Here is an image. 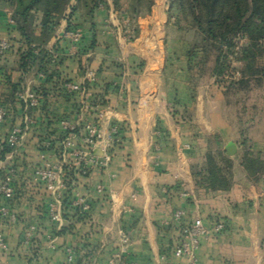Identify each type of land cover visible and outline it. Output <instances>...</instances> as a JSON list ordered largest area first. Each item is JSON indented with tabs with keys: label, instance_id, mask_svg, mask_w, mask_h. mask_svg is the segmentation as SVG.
I'll list each match as a JSON object with an SVG mask.
<instances>
[{
	"label": "crops",
	"instance_id": "1",
	"mask_svg": "<svg viewBox=\"0 0 264 264\" xmlns=\"http://www.w3.org/2000/svg\"><path fill=\"white\" fill-rule=\"evenodd\" d=\"M107 3L96 11L94 26L81 13L73 16L83 29L76 48L65 35L68 17L61 19L49 43L59 53L53 64L58 75L23 69L17 30L14 48L0 54V106L9 110L0 122V179L11 166L19 173L17 195L8 199L0 192V207H10V214L0 212V230L9 244L0 264H60L69 248L76 264H116L118 253L139 264H189L175 245L196 218L208 226L218 220L226 224L202 239L197 264H264V172L252 176L243 165L241 131L247 128L248 147L264 154V76H255L248 91L227 93L226 82L213 74L214 60H197L202 51L192 49L196 31L180 28L176 16L170 17L169 0L129 13L135 34L130 41L112 32L120 20L113 0ZM130 4L123 0L128 12ZM7 33L0 23V37ZM258 63L264 66V54ZM90 72L98 82H89ZM65 79L84 84L90 94L65 91ZM36 86L47 92L39 106L27 108L16 90ZM100 101L108 108L100 126L108 130L120 122L122 142L109 165L84 174L62 148L66 131L60 119L94 121L96 111L85 104ZM31 115L36 122L29 124ZM14 125L29 127L11 151L6 139ZM45 140L51 145H41ZM211 140L233 158L229 190L208 191L195 183L193 173L205 165ZM43 151L65 161L71 180L60 202V225L50 217L56 197L34 179ZM77 194L90 200L89 210L75 204ZM179 209L186 215L176 219ZM32 224L37 230L26 243Z\"/></svg>",
	"mask_w": 264,
	"mask_h": 264
},
{
	"label": "trees",
	"instance_id": "2",
	"mask_svg": "<svg viewBox=\"0 0 264 264\" xmlns=\"http://www.w3.org/2000/svg\"><path fill=\"white\" fill-rule=\"evenodd\" d=\"M153 3L131 0L129 13L136 14L137 7L141 13L150 11ZM102 5H108L107 0H0V23L20 32L23 69L35 67L51 78L59 72L53 67L57 62L53 61L49 43L61 19L68 17L70 29L79 26L72 18L81 13L94 26L95 13ZM113 5L116 10L122 9L123 0H113ZM5 8L13 10L14 26H9ZM169 15L176 16L180 28L196 31L192 49L202 51L197 60H214L213 74L226 82L227 93L248 91L255 76H264V66L258 63L264 54V0H169ZM236 38L245 41L240 44ZM234 70L240 71L239 77L233 76ZM33 89L43 95L47 92L41 86ZM241 131L245 146L242 163L250 175L257 176L264 172V154L251 150L248 129L243 127ZM193 176L198 188L229 190L235 180L233 158L211 140L206 163Z\"/></svg>",
	"mask_w": 264,
	"mask_h": 264
},
{
	"label": "built area",
	"instance_id": "3",
	"mask_svg": "<svg viewBox=\"0 0 264 264\" xmlns=\"http://www.w3.org/2000/svg\"><path fill=\"white\" fill-rule=\"evenodd\" d=\"M104 6V5H102ZM7 15V21L9 26H14L16 21L13 17V10L11 8H5ZM115 14L118 15L120 23L118 24V30L113 26L111 27V16L106 19V25L111 27L112 32H120L127 40H133L135 34L131 28V19L127 9L122 8L115 10ZM15 30L8 29V33L0 37V54H6L12 50L15 46L14 37ZM66 37L70 38L73 43V48H76L83 38V29L80 26L67 29L65 32ZM239 43L242 44L244 38H236ZM240 48V45L237 49ZM53 61L57 62L59 53L51 49ZM236 64V62H235ZM234 77L240 76L239 70L232 71ZM89 82H98L96 73L90 72L88 75ZM63 86L67 92H85L84 84L79 82L65 79ZM16 96L19 100L26 104L27 108H36L40 105L43 94L33 88L20 87L16 90ZM86 107L89 106L96 111V120L80 122L71 118L63 117L60 119V124L66 131V135L62 140V148L68 151L70 155L74 157V164L80 166L82 173L87 174L93 168H105L112 161L114 157L115 148L122 142L121 131L122 124L120 122H112L108 130H104L100 126V121L107 117L108 108L102 101L95 104L86 103ZM9 115V110L5 106H0V122L6 120ZM29 124L35 123V118L31 115L28 118ZM29 126L14 125L11 127L6 143L11 151H15L22 143L24 134ZM50 140L41 142V145L50 146ZM100 150V153L96 151ZM42 164L36 169L34 179L39 184L44 185L49 189L56 197L55 201L50 204V217L53 222L60 225L63 215L60 209V202L65 197L66 191L70 186V177L65 168V161L53 159V155L47 151L41 153ZM2 159L0 156V165ZM72 163V164H73ZM73 164V165H74ZM71 166V163H70ZM18 169L16 166H11L5 172L0 179V192L4 197L13 199L17 195L18 190ZM99 190H102L99 185ZM136 198V195L133 194ZM74 202L77 205H81L83 210H89L91 208L90 200L83 195L77 194L74 198ZM0 212L3 215L10 214V207L3 205L0 207ZM186 215V211L183 209L176 210L174 217L181 219ZM225 222L218 220L213 226H208L202 218H196L191 223L187 224L182 230V237L175 245V253L178 256H187L189 264H197L198 251L202 244V239L214 232H219L225 228ZM37 230V225L32 224L25 232V242L29 243L33 240L34 234ZM51 236V235H50ZM127 240L126 237H124ZM9 250V244L5 233L0 230V254ZM116 264H139L138 262L129 261L122 253H118L114 259ZM113 260V261H114ZM60 264H76L75 253L72 249H68V256L65 262Z\"/></svg>",
	"mask_w": 264,
	"mask_h": 264
}]
</instances>
